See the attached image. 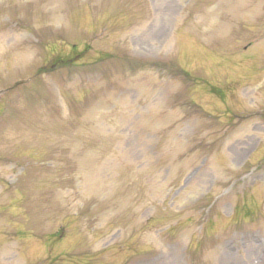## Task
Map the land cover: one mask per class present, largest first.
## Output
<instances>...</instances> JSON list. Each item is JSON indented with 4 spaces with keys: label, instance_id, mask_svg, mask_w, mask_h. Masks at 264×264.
<instances>
[{
    "label": "rangeland",
    "instance_id": "obj_1",
    "mask_svg": "<svg viewBox=\"0 0 264 264\" xmlns=\"http://www.w3.org/2000/svg\"><path fill=\"white\" fill-rule=\"evenodd\" d=\"M0 264H264V0H0Z\"/></svg>",
    "mask_w": 264,
    "mask_h": 264
},
{
    "label": "trees",
    "instance_id": "obj_2",
    "mask_svg": "<svg viewBox=\"0 0 264 264\" xmlns=\"http://www.w3.org/2000/svg\"><path fill=\"white\" fill-rule=\"evenodd\" d=\"M63 64V63H62Z\"/></svg>",
    "mask_w": 264,
    "mask_h": 264
}]
</instances>
